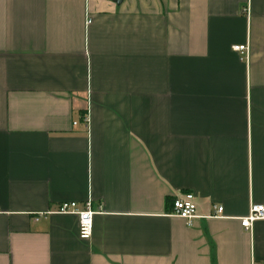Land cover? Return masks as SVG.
<instances>
[{
    "label": "crops",
    "instance_id": "crops-1",
    "mask_svg": "<svg viewBox=\"0 0 264 264\" xmlns=\"http://www.w3.org/2000/svg\"><path fill=\"white\" fill-rule=\"evenodd\" d=\"M251 205L264 0H0V264H264Z\"/></svg>",
    "mask_w": 264,
    "mask_h": 264
},
{
    "label": "built area",
    "instance_id": "built-area-1",
    "mask_svg": "<svg viewBox=\"0 0 264 264\" xmlns=\"http://www.w3.org/2000/svg\"><path fill=\"white\" fill-rule=\"evenodd\" d=\"M233 50L240 54L247 53V47L245 46H235ZM212 211L210 217L220 218L223 214V207L213 206ZM54 214L76 216L78 220V238L82 241L90 240L92 236V217L95 214L91 210L90 202H86L82 207L74 202L61 203ZM171 215L184 220L187 226L190 227L192 221L198 217L195 197L188 193L175 200L172 204ZM40 216H43V214ZM259 221H264V205H251L248 214L239 220L240 226L245 232H249L252 225Z\"/></svg>",
    "mask_w": 264,
    "mask_h": 264
}]
</instances>
